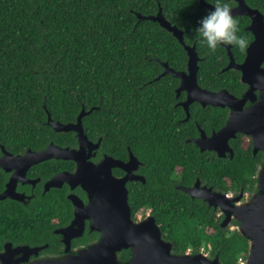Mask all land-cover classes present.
<instances>
[{
	"label": "trees",
	"instance_id": "16d2710c",
	"mask_svg": "<svg viewBox=\"0 0 264 264\" xmlns=\"http://www.w3.org/2000/svg\"><path fill=\"white\" fill-rule=\"evenodd\" d=\"M160 7L167 19L184 30L187 42L194 38L197 19L208 10L200 8L198 0H0V144L15 152L41 148L51 141L69 144L75 136L48 124V112L56 120H76L81 104L95 105L100 96L106 107L112 104L118 109L123 126L129 114L134 129L155 126L156 107L148 104L149 93L141 86L147 71L157 64L150 57L181 67L187 61L183 44L172 32L137 15L155 14ZM209 52L204 53L200 74L214 70ZM127 103L133 104L130 113ZM98 118L97 109L84 117L92 134ZM193 123L181 124L185 126L178 130L181 138L193 134ZM169 133L172 137L150 131L148 142L176 143L179 150L178 134ZM240 138L246 139L244 135ZM240 142L234 140L236 153L227 161H207L196 150L174 155L188 169L182 182L189 184L200 170L202 178L225 190H255L254 175L263 155L261 151L254 155L250 142ZM172 158L165 166L162 184L147 182L151 191L160 189L164 198L155 211L166 225L162 232L173 242L172 251L183 253L190 248L198 252L204 247L209 256L218 255L221 264H240L238 257L246 258L249 241L230 227L238 221L233 219L223 227L217 210L170 186L168 171L176 163L170 164ZM125 255L123 250L120 258L126 259Z\"/></svg>",
	"mask_w": 264,
	"mask_h": 264
},
{
	"label": "flooded vegetation",
	"instance_id": "af4514ba",
	"mask_svg": "<svg viewBox=\"0 0 264 264\" xmlns=\"http://www.w3.org/2000/svg\"><path fill=\"white\" fill-rule=\"evenodd\" d=\"M209 3L213 5L214 2ZM231 3L232 9L239 6V10L248 11V13L233 14L238 20L240 32L247 38L248 43L245 49L241 50L233 45H221L215 51H211L207 46L198 43L195 38H192L190 42L184 39L185 44L194 46L197 54V86L212 92L226 90L227 93L211 95L214 102L203 103L201 100L193 98L194 95L189 93L188 87V84L190 87L193 86L190 83L191 80L188 78L186 81L189 83H183L182 77L178 74L182 71L188 72V52L185 49L187 61L183 67L170 63L167 59L150 57L157 61V64L155 68L152 67L154 68L152 71H147L141 86H144L149 93L147 95L148 104L156 107L154 108L156 117L152 119L153 124L156 125L152 128L145 124L141 129H134L131 114L128 116L129 122L123 126L118 109L112 104L106 107L100 96L99 102L95 105L86 107L85 103L81 104V109L89 110L82 118V129L87 139L91 141L90 143L84 142L81 145L76 130H56L73 133L75 141L64 145L54 143L80 148V156L86 162L88 161L81 167V172L94 178L98 189L97 193H100L106 202L116 203L117 190L112 184L109 185L105 181L125 178L130 217L135 221L153 217L163 238L162 226L166 227V225L159 220V211L157 216L155 207L164 198L160 189L151 191L147 182L152 180L154 182L152 185L157 182L162 184L165 179V166L171 157L173 158L170 164L174 161L176 163H173L168 171L170 186L182 190L192 199H200L207 203L208 206L218 211L217 214L222 216V220L225 213L219 207L209 204L197 193L191 195L183 187H192L197 183L198 190L202 192L206 188L232 195L244 191L245 195L242 200L257 190V188L255 190L241 188L237 192L225 190L211 183L209 179L202 178L198 174L200 170H197V174L189 184L183 183V175L188 172V169L185 164L176 161L174 157L180 152L188 153L190 150H196L207 161L215 158L227 161L235 156L234 140L237 139L239 142L243 140L248 145L250 142L253 154L261 151L263 155L254 175L257 179L255 183L257 187L259 169L264 163V151L262 149L254 150L251 134L237 130L235 136L228 139L233 153L230 150H225L224 154H219V151L214 147L202 148L201 144L195 141L202 134L208 138L213 137L228 123L230 118L234 121L242 120L241 116L244 114L246 116L245 111L255 107L262 98L261 87L264 86V0H244L245 6L241 5V0H231ZM198 6L209 9L207 6L201 7L200 0H198ZM250 49L253 52L251 57L249 56L251 55ZM208 51H210L208 54L210 60L214 61V70L209 75H203L200 74V70L202 61L205 59L204 53ZM256 78L261 79L260 84L251 88V82L258 83ZM226 83L234 85L236 89H232L230 85L226 86ZM192 88L197 91V88ZM220 99H222V103H220ZM186 101H189L188 109L184 105ZM126 106L130 113L133 104L127 103ZM94 109H97L99 118L96 123V132L92 134L85 127L84 117L90 115ZM234 110L240 113L233 112ZM106 114L110 115L109 120L104 118ZM77 118L70 121L57 119V121L70 123L76 122ZM188 121L194 122L190 125L194 129L193 134L183 139L179 136L178 130L185 128L181 124ZM50 125L52 126L51 123ZM150 131L168 133L170 136L169 132L178 134L176 139L181 141H177L180 144L179 150H176V143L164 141L149 143ZM242 135L246 137L247 141L245 138H240ZM51 142L41 148L28 147L17 152L0 144V193L4 191L7 193L5 198L0 199V222H2L0 224V254L6 252L7 246L10 257H29V260L40 257H62L66 254L77 253L81 248L97 242L102 236V231L92 227V218L84 214L82 208L95 200L94 196H90L83 183L70 175L79 172L77 171L78 161L75 157H57L55 154L41 160L16 157L26 154L27 151H41ZM195 167L193 164L192 169ZM6 218L10 221L5 222ZM123 250L126 251V255L123 257H127L126 259L131 257V249L126 248L118 251L119 258Z\"/></svg>",
	"mask_w": 264,
	"mask_h": 264
},
{
	"label": "water",
	"instance_id": "95a60500",
	"mask_svg": "<svg viewBox=\"0 0 264 264\" xmlns=\"http://www.w3.org/2000/svg\"><path fill=\"white\" fill-rule=\"evenodd\" d=\"M241 5L245 6L244 0H241ZM200 6L211 8L213 5L206 0H200ZM245 12L248 13V11ZM245 12L239 10V6L232 9L233 14ZM137 15L139 18L157 21L183 43L188 52V72L182 71L178 74L182 77L183 83H189L186 81L189 78L191 80L190 83L193 85L192 87L197 88V91H195L188 84L189 93L194 95V99H199L203 103L214 102L211 99V95L227 93L226 90L212 92L197 86L198 66L194 46L185 44L183 30L167 19L161 7L155 14L143 15L138 13ZM249 52L251 57L253 52L251 49ZM256 80H258V83L251 82V88H255L260 84L261 79L256 78ZM261 97L255 107L245 111L246 116L245 114L244 116L242 115V120L234 121L230 118L228 123L215 133L213 137L208 138L202 134L195 141L200 143L202 148L214 147L219 151V154H224L223 151L225 150H230L233 153L228 139L235 136L237 130H241L252 135L255 151L258 149L264 151V86L261 87ZM221 101L222 99H220V103L223 102ZM188 102H184L187 109ZM88 112L89 110L86 111L82 108L78 114L77 121L70 123L53 120L48 112V124L51 123L55 130H76L81 145L84 142L90 143L91 141L87 139L82 129V118ZM233 112L239 111L234 110ZM210 142L214 143L211 144ZM79 152L80 148L61 146L51 142L41 151H27L26 154L16 157L25 159L36 158L35 160L49 158L54 154L57 157H75L78 161L77 171L79 172L70 175L82 182L88 189L90 196H94L95 200H92L86 206H82V208L84 214L92 218V227L102 231L101 238L88 247L81 248L75 254H66L62 257H40L33 260H29V257H10L8 255L9 248L6 246V252L0 254V264H221L218 255L211 257L207 252H193L189 249L183 253L172 251L173 242L162 237L161 230L153 217L140 221L133 220L130 217L125 178L105 181L109 185L112 184L114 189L117 190L116 203L112 202V204H109L106 202L104 197L97 193L98 189L94 178L91 175L82 174L81 167L88 161L86 162ZM183 189L191 195L197 193L209 204L219 207L225 213V217L221 221L223 227L230 225L233 219L238 221V224H236L237 229L249 241L245 261L241 264H264V163L259 169L257 190L251 195H247L243 200L244 191L237 195H232L206 188L202 192L198 190L199 185L197 183L192 187L184 186ZM6 194V191L0 193V199L5 198ZM126 248L131 249L132 255L128 259L122 260L118 257V251Z\"/></svg>",
	"mask_w": 264,
	"mask_h": 264
},
{
	"label": "clouds",
	"instance_id": "9594fccd",
	"mask_svg": "<svg viewBox=\"0 0 264 264\" xmlns=\"http://www.w3.org/2000/svg\"><path fill=\"white\" fill-rule=\"evenodd\" d=\"M193 34L198 43L211 51L221 45H233L243 50L248 43L232 13L231 0H214L213 6L197 19Z\"/></svg>",
	"mask_w": 264,
	"mask_h": 264
},
{
	"label": "built area",
	"instance_id": "2783aa9c",
	"mask_svg": "<svg viewBox=\"0 0 264 264\" xmlns=\"http://www.w3.org/2000/svg\"><path fill=\"white\" fill-rule=\"evenodd\" d=\"M190 249V248H189ZM200 251H203V252H206L205 250H204V247H201V249H200ZM245 261V257L244 256H239L238 257V262L241 264V263H243Z\"/></svg>",
	"mask_w": 264,
	"mask_h": 264
},
{
	"label": "rangeland",
	"instance_id": "374dc122",
	"mask_svg": "<svg viewBox=\"0 0 264 264\" xmlns=\"http://www.w3.org/2000/svg\"><path fill=\"white\" fill-rule=\"evenodd\" d=\"M244 199H245V198H244ZM236 226H237L236 224H231V225H230L231 228H237Z\"/></svg>",
	"mask_w": 264,
	"mask_h": 264
}]
</instances>
